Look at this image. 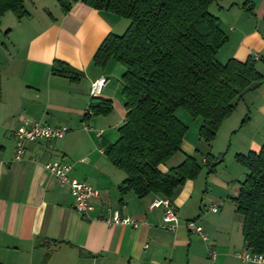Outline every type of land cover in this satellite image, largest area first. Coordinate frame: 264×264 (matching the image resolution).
Masks as SVG:
<instances>
[{
	"label": "crops",
	"instance_id": "obj_1",
	"mask_svg": "<svg viewBox=\"0 0 264 264\" xmlns=\"http://www.w3.org/2000/svg\"><path fill=\"white\" fill-rule=\"evenodd\" d=\"M245 1L209 7L227 37L216 59L224 64L252 58L264 74V0H247L252 13L242 8ZM25 8L28 15L20 20L11 12L0 18V264H254L237 257L250 251L232 198L246 175L235 157L258 152L264 143V84L243 96L213 142L186 133L181 151L159 166L165 173L185 155L202 165L199 175L169 198L179 219L172 232L163 227V209H149L163 196L120 194L125 173L104 155L126 115L124 68L109 60L101 69L92 59L105 37L123 34L129 22L82 3H73L68 13L56 0H26ZM55 61L79 72V82L53 75ZM99 77L109 82L97 98L109 102L112 111L84 120L90 85ZM176 117L187 126L185 114L178 110ZM24 120L69 131L61 140L28 143L23 159L15 161L12 133ZM195 122L199 129L202 120ZM207 154L217 163L213 171L206 166ZM52 161L71 165L72 178L99 191L88 219L73 210L67 188L44 169ZM214 204L216 212L210 211ZM113 211L140 224L109 226L104 220ZM189 221L202 227L205 240L186 226Z\"/></svg>",
	"mask_w": 264,
	"mask_h": 264
},
{
	"label": "trees",
	"instance_id": "obj_2",
	"mask_svg": "<svg viewBox=\"0 0 264 264\" xmlns=\"http://www.w3.org/2000/svg\"><path fill=\"white\" fill-rule=\"evenodd\" d=\"M217 1L222 0H56L63 13L73 3H82L129 22L123 34L107 35L92 59L101 69L109 60L124 68L121 83L126 115L117 141L104 148L108 161L125 173L120 194L131 191L138 198L149 194L171 198L202 169L188 155L165 173L159 169L181 151L187 131L176 112L183 109L192 118H200L198 136L209 144L243 96L264 84V74L257 71L252 58L217 61V53L227 43L219 20L209 12ZM25 2L0 0V18L6 12L17 20L26 17ZM242 8L253 11L247 0ZM51 73L73 83L81 77L60 61L53 62ZM111 111L109 102L91 98L84 120ZM205 157L213 171L217 163L210 154ZM235 159L246 170L232 198L243 220V243L250 253L264 254V143L258 152Z\"/></svg>",
	"mask_w": 264,
	"mask_h": 264
},
{
	"label": "built area",
	"instance_id": "obj_3",
	"mask_svg": "<svg viewBox=\"0 0 264 264\" xmlns=\"http://www.w3.org/2000/svg\"><path fill=\"white\" fill-rule=\"evenodd\" d=\"M109 82L108 78L99 77L94 80L90 85L89 96L91 98L98 97L103 91L104 87ZM85 129H89V126H84ZM69 129L65 126L52 127L48 124L41 122H30L28 120L23 121V127L12 133L15 149L14 160L21 161L25 155L26 145L28 143L37 140H61ZM96 136L101 137V132H96ZM99 150L102 152L103 148L100 146ZM83 161V160H81ZM44 169L51 174L57 181L58 185L67 188L73 199V210L77 212L83 218H89V214L93 211V201L98 199L100 193L97 189L93 188L84 181H78L70 176L71 165L61 162L52 161L44 164ZM218 204H214L210 207V211L216 212ZM162 208V223L163 227L168 228L174 232L179 225V219L177 211L171 204L169 198L161 197L156 198L149 205V209ZM99 220L100 218H94ZM109 226L117 225H129L132 228H137L140 222L132 217H122L118 211H113L111 216L104 220ZM186 226L197 233L203 240L205 236L203 234L202 227L197 225L193 221L187 222ZM237 257L246 263L262 264L264 257L262 254L239 253Z\"/></svg>",
	"mask_w": 264,
	"mask_h": 264
},
{
	"label": "rangeland",
	"instance_id": "obj_4",
	"mask_svg": "<svg viewBox=\"0 0 264 264\" xmlns=\"http://www.w3.org/2000/svg\"><path fill=\"white\" fill-rule=\"evenodd\" d=\"M128 22V21H127ZM180 113L182 114H185V116L187 117V119L189 121H187L186 124L187 126V131L186 133L188 134L187 136H190V135H194L196 137H198V126L195 122L196 118H192L186 111H184L183 109H180L179 110ZM199 121H201L200 118H198Z\"/></svg>",
	"mask_w": 264,
	"mask_h": 264
}]
</instances>
